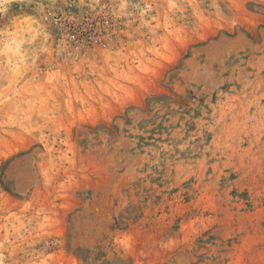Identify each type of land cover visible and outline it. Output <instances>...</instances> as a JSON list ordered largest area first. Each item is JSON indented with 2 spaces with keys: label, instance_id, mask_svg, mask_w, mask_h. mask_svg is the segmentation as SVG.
I'll list each match as a JSON object with an SVG mask.
<instances>
[{
  "label": "rangeland",
  "instance_id": "1",
  "mask_svg": "<svg viewBox=\"0 0 264 264\" xmlns=\"http://www.w3.org/2000/svg\"><path fill=\"white\" fill-rule=\"evenodd\" d=\"M0 264H264V0H0Z\"/></svg>",
  "mask_w": 264,
  "mask_h": 264
}]
</instances>
